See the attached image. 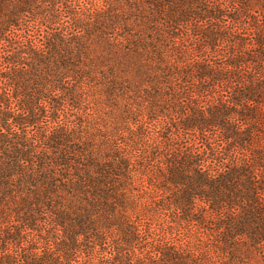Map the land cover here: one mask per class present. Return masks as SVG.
Instances as JSON below:
<instances>
[{"label":"trees","instance_id":"obj_1","mask_svg":"<svg viewBox=\"0 0 264 264\" xmlns=\"http://www.w3.org/2000/svg\"><path fill=\"white\" fill-rule=\"evenodd\" d=\"M0 264H264V0H0Z\"/></svg>","mask_w":264,"mask_h":264}]
</instances>
